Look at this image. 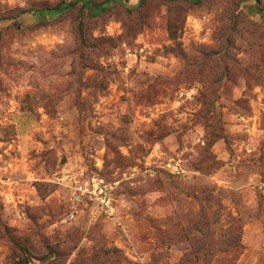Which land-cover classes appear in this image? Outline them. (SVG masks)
I'll return each instance as SVG.
<instances>
[{
  "label": "rangeland",
  "instance_id": "374dc122",
  "mask_svg": "<svg viewBox=\"0 0 264 264\" xmlns=\"http://www.w3.org/2000/svg\"><path fill=\"white\" fill-rule=\"evenodd\" d=\"M103 1L0 0V264H264V0Z\"/></svg>",
  "mask_w": 264,
  "mask_h": 264
},
{
  "label": "trees",
  "instance_id": "16d2710c",
  "mask_svg": "<svg viewBox=\"0 0 264 264\" xmlns=\"http://www.w3.org/2000/svg\"><path fill=\"white\" fill-rule=\"evenodd\" d=\"M84 1H86L85 4L87 6L92 7L91 0H84ZM112 1L113 0H105V1L101 2L100 4L96 5V11H98V12H104V11H106ZM72 6H73V3L72 2H69L68 4H65V2H61L54 9L56 11H62L63 9H68V8H70ZM17 264H23V263L20 262V261H18Z\"/></svg>",
  "mask_w": 264,
  "mask_h": 264
}]
</instances>
